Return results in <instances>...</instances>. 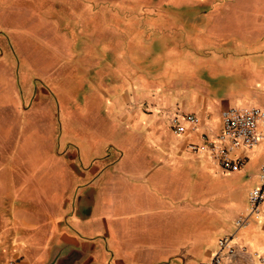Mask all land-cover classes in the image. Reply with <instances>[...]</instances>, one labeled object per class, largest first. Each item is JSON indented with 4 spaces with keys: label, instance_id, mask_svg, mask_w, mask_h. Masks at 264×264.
<instances>
[{
    "label": "crops",
    "instance_id": "obj_1",
    "mask_svg": "<svg viewBox=\"0 0 264 264\" xmlns=\"http://www.w3.org/2000/svg\"><path fill=\"white\" fill-rule=\"evenodd\" d=\"M219 1L182 0L179 5L151 10L131 7V15L123 19L124 29L127 30L124 42L130 39L128 44L132 46L130 52L124 48L125 55L123 48L118 52L114 42H107L108 35H117V30L123 32L122 27L108 33L104 24V41L100 39L97 45L100 46V64L106 69V54L115 55L118 52L113 58L116 63L113 75L122 82V78H130L129 87H119L108 106L110 114L116 115L115 119L109 117L108 120L104 106L93 111L95 124H115V132L108 143L99 144L102 146L101 165L105 171L100 173L99 167H93L91 149L72 156L66 164L67 175L63 174V191L56 195L60 196V201L56 202L60 213L55 212V216L50 215L45 221L40 207L52 205L43 203L45 196L41 187L35 183L21 187L14 177L3 176L0 169V264H94L101 254L103 258L110 255L109 264H130L119 250L118 257H115L114 247L111 250L107 241L115 237L113 224L117 226L116 221L125 218H120L124 205H128L125 198H133L125 190L128 186L139 187L144 195L143 206L138 210L154 217L165 211L172 225L179 222L176 232H182V189L185 187L182 173H199L200 182L193 175L185 181L190 182L191 188L197 189L203 186V171L214 168L204 154L191 152L189 145L200 146L216 138L222 126L220 113L228 107L257 105L264 109V22L258 27L261 31L259 37L255 29L236 32L235 24L231 25L237 21L236 5L230 0ZM140 20H144L145 27L143 24L139 27ZM112 43L114 45L108 48ZM230 43L234 49L232 53L224 46ZM236 44L237 49L234 47ZM257 44V48H252ZM218 46L225 52L224 60L215 58L221 52ZM94 53L91 49L92 61L95 60ZM126 54L132 62L128 68L116 62L122 61V58L125 60ZM251 55H255V59L250 58ZM92 67L95 66L91 65L90 69ZM220 79L230 83L232 93L224 97L214 94V82ZM175 112L196 115L199 119L197 130L191 132L186 125L184 134H175L168 121ZM96 137L92 136L93 141ZM2 139L0 137V141ZM262 146L251 151L238 150L236 154H245L248 161ZM2 147L0 156L7 157L6 152L11 156L12 153L6 149L3 151ZM193 155H201L203 161L193 159ZM75 157L81 160V167L74 164ZM83 163L87 165L84 167ZM87 166L86 171L84 168ZM258 172L251 176L256 187ZM242 173H246L243 168ZM95 177H98L96 185L94 183L78 193L82 188L79 185L91 182ZM108 187L114 191L116 204L112 205L115 214H112L110 233L105 236L104 245L73 235L63 223L69 221L72 226L78 222L83 228L89 224L87 227L90 228L92 218L97 219L95 211L100 197L106 196ZM233 191L232 187L231 193ZM148 204L151 206L146 208ZM154 207L158 208L155 210ZM237 218L231 219L233 225L228 223L220 232H215L216 240L228 238L233 250L231 254L223 255L222 264H264V201L260 205L259 216H252L247 225L237 229ZM205 238V243L210 245L195 252V259L199 262L210 256L217 243L208 239V232ZM163 243H166L165 247H152L150 264H171L174 258L178 259L177 263L179 260L182 262V256H170V241ZM163 254L167 255L166 259L160 262ZM194 255H188L189 260ZM187 260L183 259V263Z\"/></svg>",
    "mask_w": 264,
    "mask_h": 264
},
{
    "label": "rangeland",
    "instance_id": "obj_2",
    "mask_svg": "<svg viewBox=\"0 0 264 264\" xmlns=\"http://www.w3.org/2000/svg\"><path fill=\"white\" fill-rule=\"evenodd\" d=\"M230 1L237 8L235 15L238 19L234 16L237 21L231 24H235L236 32L255 29L259 37L261 31L258 27L264 22V0ZM174 4H182V0H0V137H3L0 147L12 153L9 156L10 153L6 152L8 156L4 158L0 156V169L3 176L14 177L21 187L33 183L41 187L45 196L43 203L52 205L40 207L45 221L55 212L60 213V206L56 203L60 201V196L56 195L63 191V174L67 175L66 164L72 156L91 149L93 167H99L100 173L105 171L101 165L102 146L99 144L108 143L115 132V124H95L93 111L104 106L108 120L109 117L115 119L116 115L109 111L110 101L119 87H129L130 84V78H122V82L113 75L115 55L120 48L125 55L124 48L130 52L132 47L128 44L130 39L124 42L127 30L124 29L123 19L131 15V7L151 10ZM116 22L119 25H115ZM104 24L108 33L115 32L116 28L123 29V32L117 30V35H108L107 42H114L118 52L115 55L106 54V69L100 64V46H97L104 37ZM142 24L144 20L139 21V27ZM224 46L229 53L234 51L231 43ZM237 46L234 47L237 49ZM91 49L96 52L93 54L94 61L90 57ZM218 50L221 52L215 58L224 60L222 47L218 46ZM250 58L255 59V55ZM122 59L116 60L119 66L121 63L124 68L132 65L129 55ZM91 65L95 67L90 69ZM214 84L217 97L232 93L226 79ZM98 87L104 90L100 91ZM16 105L20 108L14 109ZM234 107L264 110L257 105ZM94 135L98 136L95 141L92 138ZM113 143L115 145L116 141ZM193 159L203 161L201 155H193ZM74 161L81 167L78 157ZM263 163L264 144L255 157L245 163L244 174L242 169L231 173L213 165V170L203 171V186L193 189L190 182L185 181L193 175L200 182L199 173H182V184L185 183L182 189V232H176L179 222L172 225L165 211L154 217L138 210L143 206L144 195L139 187L128 186L125 190L133 198H125L128 205H124L120 215V218H125L116 221L117 226L113 224L116 238L107 240L109 248L114 247L115 257L120 251L130 264H150L152 247H165L167 242L164 245L161 243L170 241V256H182V262L179 260L177 263L178 259L174 258L171 264H184L183 259H188L185 264H200L199 259H195V252L210 245L204 241L207 232L208 239L216 242L215 232H220L228 223L233 225L234 218L247 214V195L256 187L251 176L259 171ZM84 169L87 171L88 166ZM98 177L79 185L82 188L78 193L84 188L89 189ZM115 197L113 189L108 187L106 196L100 197L95 211L97 219L92 218L90 228L87 227L89 224L85 228L80 227L78 222L72 226L69 221L63 224L71 229L73 235L104 245V238L110 233L112 214H115L112 210V205L116 204ZM105 204L107 207H104ZM150 206L148 204L146 208ZM157 208L154 207L155 210ZM166 211L169 210L166 208ZM71 223L74 224V221ZM188 255H194V258L189 260ZM163 256L160 262L167 255ZM109 258V254L106 258L101 254L94 264H109Z\"/></svg>",
    "mask_w": 264,
    "mask_h": 264
},
{
    "label": "built area",
    "instance_id": "obj_3",
    "mask_svg": "<svg viewBox=\"0 0 264 264\" xmlns=\"http://www.w3.org/2000/svg\"><path fill=\"white\" fill-rule=\"evenodd\" d=\"M221 130L211 141L202 145H189L194 153L204 154L212 164L227 172H237L247 161L245 154H236V151H251L264 144V110L258 108L228 107L221 111ZM169 124L173 132L182 135L188 126L195 132L199 126V119L194 114L175 112L169 117ZM264 201V165L258 172V186L247 195V214L239 216L235 221L237 229L247 225L252 216L258 217L260 205ZM229 239L222 238L216 243L210 256L201 264H222L225 253L231 254Z\"/></svg>",
    "mask_w": 264,
    "mask_h": 264
},
{
    "label": "trees",
    "instance_id": "obj_4",
    "mask_svg": "<svg viewBox=\"0 0 264 264\" xmlns=\"http://www.w3.org/2000/svg\"><path fill=\"white\" fill-rule=\"evenodd\" d=\"M219 1V0H218ZM217 0H215V2H218ZM221 1H219L218 3H220ZM201 264V263H200Z\"/></svg>",
    "mask_w": 264,
    "mask_h": 264
}]
</instances>
